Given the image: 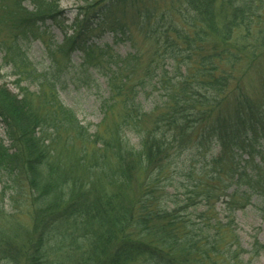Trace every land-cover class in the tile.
Listing matches in <instances>:
<instances>
[{
	"label": "trees",
	"instance_id": "16d2710c",
	"mask_svg": "<svg viewBox=\"0 0 264 264\" xmlns=\"http://www.w3.org/2000/svg\"><path fill=\"white\" fill-rule=\"evenodd\" d=\"M25 1L0 0L4 60L39 87L0 85V175L14 204L0 199V264H252L264 245L243 248L234 214L264 201V88L252 98L243 84L252 70L264 80V0H81L59 51L83 53L86 80L113 64L94 130L60 98L59 69L38 73L19 43L58 17L57 2ZM127 8L154 45L133 83L138 55L90 41L128 39Z\"/></svg>",
	"mask_w": 264,
	"mask_h": 264
},
{
	"label": "rangeland",
	"instance_id": "374dc122",
	"mask_svg": "<svg viewBox=\"0 0 264 264\" xmlns=\"http://www.w3.org/2000/svg\"><path fill=\"white\" fill-rule=\"evenodd\" d=\"M53 1V0H52ZM58 4L59 15L56 19H46L39 23V36H31L23 42H19L29 60L38 73H44L46 76H51L52 71L57 68L61 72L60 82L58 84L59 96L63 103L71 108L79 118L80 122L87 125L91 124L90 129L94 130L95 126L103 118L101 111V99L106 91L105 73L112 69L109 61L104 64L103 69L90 70L88 72V79L80 73L82 71L80 64L82 62L83 53L79 50L72 52L67 59L65 54L59 51L60 45L64 39L71 35L73 24L76 17V6L81 4V0H55ZM160 6L174 5L177 0H158ZM32 0L24 2V6L28 9L31 6ZM5 1L4 4H7ZM126 20L130 24L132 16V9H126ZM130 36L128 39L123 37L117 39L109 31L99 32L97 35L91 37V42L101 47L106 52L115 58H130L133 55H138L136 65L134 64L132 82L138 80L144 70V66L151 59L154 52V45L151 39L144 38L138 33L135 27L130 24ZM11 26L9 21L3 14V9H0V43L3 46L10 42ZM3 50L0 48V85H5L13 93H18V86L28 87L29 92L37 93L35 84L28 80H20L13 74L12 68L6 64L4 60ZM107 58V55L105 56ZM139 58V59H138ZM61 68V69H60ZM264 72V69H260ZM243 84L245 85L248 94L252 98H259L263 93L264 80L261 77V72L252 70L248 75L243 77ZM150 89V87H148ZM142 93H149L148 90ZM43 93V92H40ZM46 93V92H45ZM156 93V92H154ZM35 103L38 100L33 98ZM151 99L144 100L145 108H149ZM0 141L6 145L9 141L4 133V125L0 121ZM135 139L132 140V142ZM10 189L4 178L0 175V199L5 204V208L9 210L13 206V201L9 199ZM252 204L247 205L244 209L237 210L234 214L235 229L240 237L243 248L250 250L257 241L264 245V201L257 202L252 199ZM18 221V222H17ZM14 223H23L28 225L29 219L27 217H20ZM252 264H264V253L255 259Z\"/></svg>",
	"mask_w": 264,
	"mask_h": 264
}]
</instances>
